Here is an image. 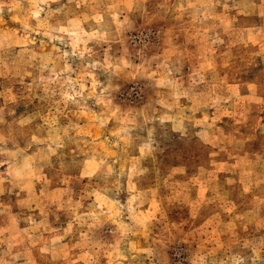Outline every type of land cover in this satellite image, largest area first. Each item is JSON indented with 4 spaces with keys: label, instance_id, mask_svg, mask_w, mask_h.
Here are the masks:
<instances>
[{
    "label": "clouds",
    "instance_id": "1",
    "mask_svg": "<svg viewBox=\"0 0 264 264\" xmlns=\"http://www.w3.org/2000/svg\"><path fill=\"white\" fill-rule=\"evenodd\" d=\"M0 264H264V0H0Z\"/></svg>",
    "mask_w": 264,
    "mask_h": 264
}]
</instances>
